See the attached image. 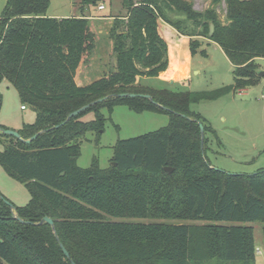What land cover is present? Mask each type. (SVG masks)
<instances>
[{
	"label": "trees",
	"instance_id": "16d2710c",
	"mask_svg": "<svg viewBox=\"0 0 264 264\" xmlns=\"http://www.w3.org/2000/svg\"><path fill=\"white\" fill-rule=\"evenodd\" d=\"M100 1L81 0V10ZM219 1L201 12L193 0H122L124 12L109 14L115 69L85 85L77 83L76 74L96 48L88 16H48L50 0L6 1L0 16V84L10 82L22 106L35 111V121L17 130L21 137L40 133L25 143L0 132L5 145L0 163L30 191L26 205H14L24 222L0 193V264H256L254 227L246 223L264 224V169L234 174L213 166L207 133L218 138L217 132L191 105L260 82L264 0H225L226 21L218 15ZM174 14L185 18L173 19ZM161 21L190 37L192 55L208 56L205 44L217 43L233 65V84L208 91L141 85L139 77H158L170 67ZM121 93L149 94L153 101ZM105 96L60 125L74 110ZM118 104L168 112L169 123L118 140L108 167L98 158L79 166L83 137L100 133L106 122L101 109ZM1 105L0 92V110ZM89 112L94 118L84 119ZM45 216L53 219L59 240L42 222ZM225 221L235 224L219 223ZM262 231L264 248V225Z\"/></svg>",
	"mask_w": 264,
	"mask_h": 264
},
{
	"label": "rangeland",
	"instance_id": "374dc122",
	"mask_svg": "<svg viewBox=\"0 0 264 264\" xmlns=\"http://www.w3.org/2000/svg\"><path fill=\"white\" fill-rule=\"evenodd\" d=\"M7 0H0V16ZM81 0H50L47 15L51 17L79 16L85 13L81 10ZM122 0L100 1L97 6H90L88 14L99 12L103 14L123 13ZM197 11H204L212 5V0H193ZM104 4L105 9L99 10L98 5ZM221 20L226 21V3L220 0L216 5ZM173 19H184L183 14L172 15ZM208 56L200 52L191 58L192 73L185 80L165 81L158 77L141 76L140 84L154 88H167L173 91H208L233 84V65L217 44H205ZM101 61L107 66L113 64L111 54L113 48L110 38H105L100 44ZM95 62V61H94ZM86 63V62H85ZM260 72L264 71V58H261ZM96 66L100 61L95 62ZM110 68V67H109ZM2 105L0 124L8 129L19 130L24 124L33 123L35 111L28 106L22 108L20 93L10 82L0 84ZM191 108L203 115L207 122L216 130L218 138L207 133L210 140L207 144V155L218 169L234 174H251L264 169V75L258 84L241 91H231L214 100H203L191 105ZM106 117L104 129L100 133L88 131L83 137L81 155L78 165L88 167L94 158H98L101 167H108L114 155V147L118 140L139 136L166 126L170 114L165 111L137 112L128 105L118 104L111 111L103 107ZM94 113L89 112L84 119L91 120ZM5 145L0 141V151ZM210 147V148H209ZM0 193L17 206H24L30 200V191L26 183L8 173L0 163ZM127 221H167L170 223H194L202 221H182L175 219L152 218H113ZM235 224V222H219ZM254 227L257 264H264L263 257V223L247 222Z\"/></svg>",
	"mask_w": 264,
	"mask_h": 264
},
{
	"label": "crops",
	"instance_id": "0c3cea01",
	"mask_svg": "<svg viewBox=\"0 0 264 264\" xmlns=\"http://www.w3.org/2000/svg\"><path fill=\"white\" fill-rule=\"evenodd\" d=\"M85 13H81V15H86L90 19V24L96 33V48L94 50L93 55L83 63L77 70L76 81L80 85L88 84L95 79L107 75L111 70L115 69L116 62L113 54H111V58L113 59L112 68L111 66H107L106 63L102 62L101 55L99 54L100 44L105 38H110L109 31L112 26L113 16H109V14L97 13L93 12L88 14L87 9L82 10ZM160 30L162 35L169 42V57H170V67L162 72L158 78L165 81L175 82L176 80H185L192 73V65L191 58L192 54L189 48V40L190 37L179 33L174 27L169 25L168 23L161 21L160 22ZM200 39L205 42L208 40L207 38L199 36ZM111 40V38H110ZM112 43V40H111ZM217 44L215 42H211V44ZM218 45V44H217ZM219 46V45H218ZM264 57L257 58V62ZM100 61V65L96 66L95 62ZM259 64V63H258ZM110 67V68H109ZM259 67L261 68L260 64ZM264 75V74H263ZM138 82H140L138 78ZM210 148V147H209ZM263 257H264V248H263ZM257 258V257H256ZM257 264V259H256Z\"/></svg>",
	"mask_w": 264,
	"mask_h": 264
},
{
	"label": "water",
	"instance_id": "95a60500",
	"mask_svg": "<svg viewBox=\"0 0 264 264\" xmlns=\"http://www.w3.org/2000/svg\"><path fill=\"white\" fill-rule=\"evenodd\" d=\"M213 31H214V24H211V25H210V33H212ZM259 74L262 76V75L264 74V71L259 72ZM119 95H120V96H130V97L141 96V97L149 98L150 100L153 101V98H152L149 94L121 93V94H119ZM107 98H108L107 96L102 97V98H98V99L93 100V101H91L90 103H88V104H86V105H84V106L78 108L77 110H74L73 112H71V113L68 115V117H67V118H66V119H65L60 125L66 123L70 118H72V117L78 115L79 113H81L82 111L86 110V109L89 108L90 106L95 105L96 103H99V102H101V101H104V100H106ZM60 125H58V126H60ZM199 125H200V129H201V134H202V136H204V125H203L202 122H199ZM0 132H1V133H4V134L11 135V136H14V137H16V138H18V139H21V140H23L25 143H30V142H31L32 140H34V139L39 135V133H40V132H37V133L34 134L32 137H30V138H28V139H23V138L21 137L20 133H19L17 130L8 129V128H0ZM112 164H113V165H116L117 163H116L115 161H113ZM165 169H166L167 171H169V172H171V171L173 170L172 167H168V166L165 167ZM0 196H1V195H0ZM6 202H7V203L9 204V206L11 207L12 212H13V216H14L15 218H17L18 220H20L21 222H24V220L21 219V218L17 215V213H16V208H15L14 204H13L12 202L8 201V200H6ZM42 222H47V223H49V224L52 226V228L54 229L55 236H56V238L59 240V236H58V234H57V232H56V230H55V227H54V221H53V219H52L50 216H45V217L43 218ZM60 246H61L63 252L65 253V255H66L67 257H70V254H69L68 250L65 248V246H64L61 242H60ZM72 264H76V263H75L74 261H72Z\"/></svg>",
	"mask_w": 264,
	"mask_h": 264
},
{
	"label": "built area",
	"instance_id": "2783aa9c",
	"mask_svg": "<svg viewBox=\"0 0 264 264\" xmlns=\"http://www.w3.org/2000/svg\"><path fill=\"white\" fill-rule=\"evenodd\" d=\"M98 9H99V10H103V9H105V5H104V4H100V5H98ZM22 108H25V106H22Z\"/></svg>",
	"mask_w": 264,
	"mask_h": 264
}]
</instances>
